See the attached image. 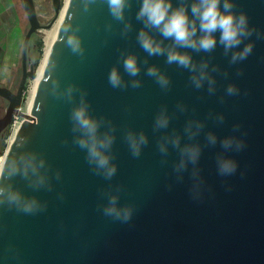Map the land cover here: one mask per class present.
<instances>
[{"label": "water", "instance_id": "95a60500", "mask_svg": "<svg viewBox=\"0 0 264 264\" xmlns=\"http://www.w3.org/2000/svg\"><path fill=\"white\" fill-rule=\"evenodd\" d=\"M21 1L29 28L23 39L17 89L0 85V98L8 103L0 117V140L13 117L22 118L4 153L10 152L13 159L19 151L42 156L49 165L53 188L34 190L21 176L11 178L15 189L35 195L47 207L25 214L0 205V264H264V38L257 39L254 32L249 38L254 42L252 54L235 65L229 64L219 45L212 53H191L197 63L208 60L210 66L221 69L212 73L216 78L213 95L208 94L206 84L199 90L193 88L186 69L166 64L163 56L148 57L149 65H157L171 81L164 91L145 74L147 65L142 61L147 53L136 41V33L143 26L135 19L137 0H132L130 12H125L133 24L126 38L120 35L122 24L110 16L105 0H95L88 11H84L82 0H69L45 68L38 76L28 57L29 43L39 30L51 28L65 3L52 0L54 18L44 25L34 0ZM230 2L235 4L234 11L248 16L250 27L264 34V0ZM68 23L79 25L82 57L64 43L62 28ZM108 23L112 24L111 31L105 30ZM154 34L159 39V34ZM121 51L138 55L141 72L136 78L142 80L138 89H114L108 83L114 66L125 80L132 79L118 62ZM53 63L55 67L50 69ZM224 70L227 77L222 74ZM36 79L33 102L28 112H23L26 84ZM53 80L61 89L74 84L86 92L90 113L111 120L115 126L112 152L117 172L111 181L94 174L85 152L73 143L69 114L79 104V92L74 93L72 102L54 96ZM229 83L240 89L238 95L225 94ZM178 104L187 110L181 113ZM165 106L171 116L169 127L153 132L154 118ZM210 112L222 113L223 123L209 118ZM189 119L205 121L196 138L202 145L198 168L204 182L199 199L191 195V165L178 182L172 167L179 158L178 151L169 146L167 162L162 164L157 147L159 137L173 131L181 135L182 144L188 142L183 128ZM237 124L239 131L234 133ZM129 130L144 131L149 139L138 158L131 155L124 139ZM207 131L217 135L215 146L206 143ZM233 134L242 137L245 147L240 152L225 153L239 166L234 175L221 177L216 168V155L223 151L219 139ZM21 138L27 143L18 150L16 143ZM4 153L0 151V155ZM116 185L122 186L119 203L134 208L128 223L104 216L99 207L107 203L102 191H114Z\"/></svg>", "mask_w": 264, "mask_h": 264}, {"label": "clouds", "instance_id": "9594fccd", "mask_svg": "<svg viewBox=\"0 0 264 264\" xmlns=\"http://www.w3.org/2000/svg\"><path fill=\"white\" fill-rule=\"evenodd\" d=\"M94 2L95 0H82L84 11H88L89 6ZM137 2L139 8L135 13V19L143 26L136 33V41L140 48L147 53L142 61L147 65L145 74L153 78L164 91L170 88L171 81L157 65H149L148 57L163 56L166 64H175L178 68L186 69L190 74L189 83L193 88L199 90L206 84L208 94L213 95L216 92V78L212 73H219L221 69L218 65L210 66L208 60H201L197 63L191 53H212L219 45L223 49V55L229 57V64L235 65L252 54L254 42L249 38L254 32L257 39L264 38V34L249 26L248 16L244 12L234 11L235 4L230 0H176L175 6L173 0H137ZM105 3L113 20L122 24L120 35L126 38L133 29L131 19L126 18L125 15L126 10L130 12L132 8V0H105ZM105 30L111 31L112 24H106ZM62 31L65 33L64 43L66 46L72 53L82 57L84 48L77 35L79 25L65 24ZM154 33L159 34V39ZM165 41H171V43L166 44ZM245 41L247 42L245 43ZM241 45L243 46L241 47ZM118 62H122L124 73L132 79L125 80L118 67L114 66L108 73L110 86L122 90L128 87L140 88L142 80L136 78L141 72L138 55L121 51ZM54 67V63L50 65V69H54ZM8 71L6 64L0 69V72L5 74ZM222 74L227 77V70H224ZM240 74L238 69L237 75ZM51 91L52 95L62 97L68 102H72L74 93L79 92V104L74 106L69 114L73 143L85 152V159L92 172L111 181L117 172L112 152L115 126L111 120L103 116L97 118L90 113V105L85 99L86 92L80 90L76 85L68 84L64 89H61L58 81L53 80ZM239 92L240 89L233 83L226 86L225 94L228 96L238 95ZM223 100L224 97H220L221 103ZM176 107L181 113L187 110L186 106L182 104H178ZM208 117L217 123L224 121L222 113L213 115L210 112ZM170 119L167 107H162L160 113L154 118L153 132L167 129ZM102 126L104 131H101ZM204 128L205 121L189 119L183 128V134L187 137L188 142L182 144L181 135L175 131L170 134H162L157 140L162 164L167 162L169 146L178 151L179 158L172 165L178 182L183 180L184 172L188 171L189 165H191L190 176L193 182L191 195L193 199L200 198V189L204 183L198 168L202 145L196 139ZM239 128L238 124L234 125L233 132L239 131ZM124 139L131 155L135 158L141 155L142 147L149 143L148 136L144 131H126ZM205 141L208 145L215 146L218 137L213 131H207ZM26 143L27 140L21 138L16 143V148L24 149ZM219 144L223 151L216 155L217 173L221 177L232 176L237 172L238 161L225 153L240 152L245 147V142L242 137L233 134L219 139ZM48 173L49 165L37 153L19 151L15 159L11 158L10 152L0 155V205L7 204L25 214H35L46 210V203L38 200L35 195H27L15 189L10 181L12 177L19 175L34 190L43 188L52 191L53 185ZM55 177L59 180L60 174L57 172ZM121 191V185H116L114 191H102V195L107 197V203L99 207L104 216L121 223H128L132 218L134 208L130 204L121 205L119 203ZM58 195L62 198V194Z\"/></svg>", "mask_w": 264, "mask_h": 264}, {"label": "rangeland", "instance_id": "374dc122", "mask_svg": "<svg viewBox=\"0 0 264 264\" xmlns=\"http://www.w3.org/2000/svg\"><path fill=\"white\" fill-rule=\"evenodd\" d=\"M62 1L65 3L66 0H62ZM34 2H35L38 17H39L41 23L44 25L49 24L53 20L54 14H55L53 6H52V0H34ZM13 13H14V15L16 14L15 17L13 18L14 23H17L20 25V28L22 29L21 38H24V35L26 34V32L29 28V24H28V20H27L25 11L23 9L21 0H16V4H15ZM57 21H58V18L54 21L51 28L41 29L32 36L31 41L29 43V51H28V57L30 60V64H32V62L34 61V58L36 57V49H35L34 42L36 40L40 39L44 43L43 54H42V57H41L40 62H39V65H41L42 59L44 58L45 49H46V44H45L47 41L46 38H48L49 34L51 33L54 26L56 25ZM39 65L36 68V70H39V67H40ZM20 77H21V70L18 71L16 76H15V79H14L13 84L11 86L12 90L17 89V86H18L19 81H20ZM33 89H34V80H29L28 83L26 84V87H25L24 100L22 102L23 112H28L29 99H30L31 92L33 91ZM7 104H8L7 101L0 98V117H2L4 115ZM7 132H9V131H7ZM11 136H12V134L9 133V136L7 138L3 137L5 139V144H6L5 149L7 148V146L10 143L9 141H10ZM3 138L1 140H4ZM5 149L3 150L2 153H4Z\"/></svg>", "mask_w": 264, "mask_h": 264}, {"label": "crops", "instance_id": "0c3cea01", "mask_svg": "<svg viewBox=\"0 0 264 264\" xmlns=\"http://www.w3.org/2000/svg\"><path fill=\"white\" fill-rule=\"evenodd\" d=\"M16 0H0V69L6 64L8 73L0 72V85L12 88L18 71L21 70L23 39L20 25L14 23Z\"/></svg>", "mask_w": 264, "mask_h": 264}, {"label": "bare ground", "instance_id": "6f19581e", "mask_svg": "<svg viewBox=\"0 0 264 264\" xmlns=\"http://www.w3.org/2000/svg\"><path fill=\"white\" fill-rule=\"evenodd\" d=\"M68 2H69V0H66V1H65V5H64V7H63V9H62V11H61V13H60V16H59V18H58V21H57L56 25L54 26V28L52 27L53 30L51 29V30H52L51 33L49 34L48 38H46V39H47V41H46V43H45V44H46V49H45L44 58L42 59L41 65H39L40 67H39V70H38V76H40V74L42 73L43 69L45 68V65H46V62H47V58H48L49 52H50V50H51L52 41H53V39H54V37H55V35H56L58 29H59L60 21H61V18H62V16L64 15V13H65V11H66V8H67V6H68ZM37 78H38V77H37ZM36 82H37V79L34 81V89H35V86H36ZM34 89H33V91L31 92V96H30V99H29V105H28V108H30L31 103L33 102ZM15 133H16V131L14 132V134H15ZM14 134L11 136L9 142L12 141V139H13V137H14ZM9 144H10V143H9Z\"/></svg>", "mask_w": 264, "mask_h": 264}, {"label": "trees", "instance_id": "16d2710c", "mask_svg": "<svg viewBox=\"0 0 264 264\" xmlns=\"http://www.w3.org/2000/svg\"><path fill=\"white\" fill-rule=\"evenodd\" d=\"M35 45V49H36V57L34 58V61L32 62V65L34 67V69H36L39 65L40 59L42 57L43 54V47H44V43L42 40L38 39L34 42ZM10 132H7L4 136V138H7L9 136ZM3 138V139H4ZM6 144H5V139L4 140H0V150L1 152H3V150L5 149Z\"/></svg>", "mask_w": 264, "mask_h": 264}, {"label": "built area", "instance_id": "2783aa9c", "mask_svg": "<svg viewBox=\"0 0 264 264\" xmlns=\"http://www.w3.org/2000/svg\"><path fill=\"white\" fill-rule=\"evenodd\" d=\"M21 110L23 111L22 107ZM22 123V118L18 116H14L13 120L9 126L8 131L13 135L15 131L19 128L20 124Z\"/></svg>", "mask_w": 264, "mask_h": 264}]
</instances>
